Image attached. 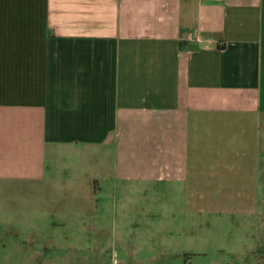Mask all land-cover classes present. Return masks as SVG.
<instances>
[{
  "label": "crops",
  "instance_id": "0c3cea01",
  "mask_svg": "<svg viewBox=\"0 0 264 264\" xmlns=\"http://www.w3.org/2000/svg\"><path fill=\"white\" fill-rule=\"evenodd\" d=\"M0 181L68 223L41 263L130 261L150 210L152 259L264 264V0H0Z\"/></svg>",
  "mask_w": 264,
  "mask_h": 264
},
{
  "label": "rangeland",
  "instance_id": "374dc122",
  "mask_svg": "<svg viewBox=\"0 0 264 264\" xmlns=\"http://www.w3.org/2000/svg\"><path fill=\"white\" fill-rule=\"evenodd\" d=\"M32 192L33 189L31 187H26L25 185L22 186L14 182L0 181V264H45L36 260L34 254L29 255L33 248H35L37 251H40L41 244H43V246L50 244L49 255L51 258H54V256L59 257L67 254V251H59L57 249L58 247L52 244L56 242L63 244L62 238L53 232V226H56L53 222L59 224L58 227L63 229H65V226H68V223H66L65 219H60V216L50 219L45 223L44 219H42V208L39 203L40 197L33 196ZM151 200V198H130L129 208L136 207L138 205L145 206L146 208L151 207ZM149 211H146L145 213H138L139 218H142V223H138V230L133 231V237L140 240L138 252L131 254V257L129 258L130 261H125L123 254L121 253L123 248H121L119 244L118 246L113 245L112 247L107 248L108 257L106 264H190V262L191 264H218L219 261H217L218 259L216 254L211 253L210 256L196 258L193 257V259H187L184 255L177 256V254L169 252L168 249L164 255H158L156 259H152V252L154 251V248L148 244V241H151L158 231H154L151 228L153 226V215ZM131 215L132 214H129V216ZM80 216L83 215L76 214L69 217L76 218V221L74 222L75 224L72 223L75 228L79 227L77 224H79L78 220L80 219ZM87 216L88 215L85 217L87 218ZM59 219L62 220V222L58 221ZM246 227L247 226H245V224H242V227L239 231V238L241 240L247 238ZM34 229L37 231H34ZM120 231L122 233L121 236L124 234L127 235L129 229H120ZM80 234L83 235L82 232L79 233L76 231L74 237H78ZM198 234L200 235L201 231H198ZM225 235L228 236L226 237L227 239L230 236L227 232ZM171 236H173L172 231L170 234H168V231H166L164 236L165 239H169ZM203 236H218L220 238V230L216 228L211 229L210 235L204 232ZM87 237L86 243H88L90 238L89 236ZM91 237L94 238L95 236ZM236 237L237 236H235V238ZM175 238L178 240L186 239L185 235ZM129 239L131 240V238ZM197 248H199V246H197ZM208 248L210 250L214 247ZM49 264L54 263L50 262Z\"/></svg>",
  "mask_w": 264,
  "mask_h": 264
},
{
  "label": "built area",
  "instance_id": "2783aa9c",
  "mask_svg": "<svg viewBox=\"0 0 264 264\" xmlns=\"http://www.w3.org/2000/svg\"><path fill=\"white\" fill-rule=\"evenodd\" d=\"M195 34V36H196V39H198V34L197 33H194Z\"/></svg>",
  "mask_w": 264,
  "mask_h": 264
}]
</instances>
